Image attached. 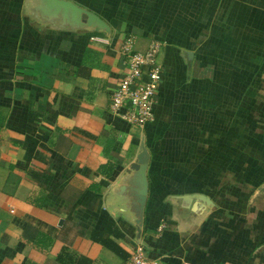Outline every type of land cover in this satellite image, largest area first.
<instances>
[{"label": "crops", "instance_id": "obj_1", "mask_svg": "<svg viewBox=\"0 0 264 264\" xmlns=\"http://www.w3.org/2000/svg\"><path fill=\"white\" fill-rule=\"evenodd\" d=\"M68 1L107 29L57 0H0V264H118L89 238L106 219L158 264H264V0ZM127 36L158 42L140 127L108 107Z\"/></svg>", "mask_w": 264, "mask_h": 264}, {"label": "built area", "instance_id": "obj_2", "mask_svg": "<svg viewBox=\"0 0 264 264\" xmlns=\"http://www.w3.org/2000/svg\"><path fill=\"white\" fill-rule=\"evenodd\" d=\"M158 42L152 41L144 51L133 48L131 36L119 45L122 69L109 93L108 107L120 118L140 127L151 118L154 93L160 79V64L155 56ZM118 264H158V259L135 246ZM180 264H192L181 260Z\"/></svg>", "mask_w": 264, "mask_h": 264}, {"label": "trees", "instance_id": "obj_3", "mask_svg": "<svg viewBox=\"0 0 264 264\" xmlns=\"http://www.w3.org/2000/svg\"><path fill=\"white\" fill-rule=\"evenodd\" d=\"M94 54V50L91 48L85 46L82 50V57L81 61H84V59L90 55L92 56ZM80 67V64L77 68ZM113 164L112 162H109L107 159L105 162L100 163L98 165V168L101 173H103L105 176L111 175ZM98 183H91L89 184V188L93 190H98L99 186ZM124 234L122 231H120L115 225L114 222L110 219H106L102 227H93L89 232V238L93 241H96L100 243L101 245L107 247L108 249L112 250L119 256H121L123 259L126 258L129 255V252L126 251L120 244L115 242V238L122 237ZM57 259H61V254H57ZM67 259H69V264H89L90 259L80 255L75 254L73 256H68Z\"/></svg>", "mask_w": 264, "mask_h": 264}, {"label": "water", "instance_id": "obj_4", "mask_svg": "<svg viewBox=\"0 0 264 264\" xmlns=\"http://www.w3.org/2000/svg\"><path fill=\"white\" fill-rule=\"evenodd\" d=\"M60 7H70L72 11L77 16V12H79V17L85 21L87 24L92 25L95 23L94 27L97 28H106L107 26L105 23L94 13L90 11L80 8L75 4L71 3L68 0H57ZM146 151L142 147L139 151L136 159L130 163V168L134 169L135 177H134V184H135V195H134V207H135V215H136V228L139 232V224L141 220V209L143 207L145 201V195L147 190V180L145 176V164H146Z\"/></svg>", "mask_w": 264, "mask_h": 264}]
</instances>
